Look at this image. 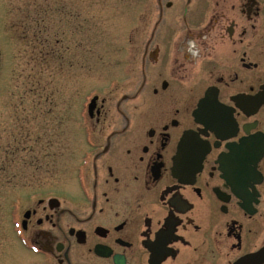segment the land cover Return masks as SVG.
I'll return each mask as SVG.
<instances>
[{"label":"flooded vegetation","instance_id":"obj_1","mask_svg":"<svg viewBox=\"0 0 264 264\" xmlns=\"http://www.w3.org/2000/svg\"><path fill=\"white\" fill-rule=\"evenodd\" d=\"M153 3L45 147L66 169L15 189L13 264H264V0Z\"/></svg>","mask_w":264,"mask_h":264},{"label":"rangeland","instance_id":"obj_2","mask_svg":"<svg viewBox=\"0 0 264 264\" xmlns=\"http://www.w3.org/2000/svg\"><path fill=\"white\" fill-rule=\"evenodd\" d=\"M0 4L2 27L14 28L18 34L12 40L16 63L9 65L6 79L0 78V264H13L11 247L18 235L13 221L15 189L21 193L30 187L43 190L54 177L48 174L66 169L64 158L54 159L53 153L44 157L45 147L47 152L48 146L59 141L60 129L73 123L82 102L85 110V92L92 81L106 79L115 48L127 43L124 35L151 26L154 3L0 0ZM79 65L83 66L81 78ZM15 112L17 124L11 120ZM14 140L19 144L13 160L6 155ZM62 148L48 151L62 155Z\"/></svg>","mask_w":264,"mask_h":264},{"label":"water","instance_id":"obj_3","mask_svg":"<svg viewBox=\"0 0 264 264\" xmlns=\"http://www.w3.org/2000/svg\"><path fill=\"white\" fill-rule=\"evenodd\" d=\"M94 101H95V99H92V100L90 101V104L88 105V108H90V110H91L92 107H93V103H94Z\"/></svg>","mask_w":264,"mask_h":264},{"label":"snow or ice","instance_id":"obj_4","mask_svg":"<svg viewBox=\"0 0 264 264\" xmlns=\"http://www.w3.org/2000/svg\"><path fill=\"white\" fill-rule=\"evenodd\" d=\"M33 251H37V249L34 248Z\"/></svg>","mask_w":264,"mask_h":264}]
</instances>
